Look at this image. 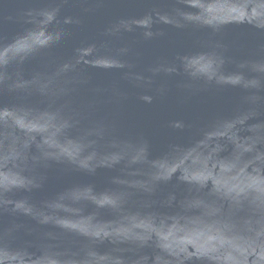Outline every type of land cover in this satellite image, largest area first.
<instances>
[{
    "label": "water",
    "instance_id": "1",
    "mask_svg": "<svg viewBox=\"0 0 264 264\" xmlns=\"http://www.w3.org/2000/svg\"><path fill=\"white\" fill-rule=\"evenodd\" d=\"M0 264H264V0H0Z\"/></svg>",
    "mask_w": 264,
    "mask_h": 264
}]
</instances>
